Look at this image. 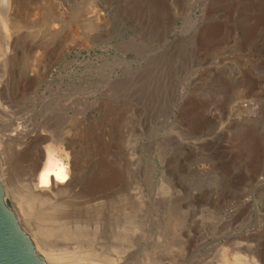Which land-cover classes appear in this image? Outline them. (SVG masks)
<instances>
[{"label": "rangeland", "instance_id": "rangeland-1", "mask_svg": "<svg viewBox=\"0 0 264 264\" xmlns=\"http://www.w3.org/2000/svg\"><path fill=\"white\" fill-rule=\"evenodd\" d=\"M5 14L0 183L52 263L107 264L65 257L78 249L51 233L62 222L110 264H264V0H14ZM35 157L24 189L47 194L28 217L15 171ZM53 158L70 187L37 183Z\"/></svg>", "mask_w": 264, "mask_h": 264}, {"label": "bare ground", "instance_id": "bare-ground-1", "mask_svg": "<svg viewBox=\"0 0 264 264\" xmlns=\"http://www.w3.org/2000/svg\"><path fill=\"white\" fill-rule=\"evenodd\" d=\"M14 2V0H0V20L1 21H6L7 25H9V28L14 29L18 23L17 20L14 21L12 17H8L5 14V8L7 7V5L10 3ZM12 16V15H11ZM57 20V19H55ZM50 22V19L48 21V23ZM6 30V29H5ZM7 36H9L7 34ZM7 41L5 42V44H7V46L11 47L12 44V38L11 36L6 39ZM2 60V59H1ZM68 141V140H67ZM69 147V146H68ZM38 151V150H37ZM36 151V152H37ZM40 154V153H39ZM38 154V155H39ZM36 158V157H35ZM32 161V160H31ZM28 162V161H27ZM71 163V162H70ZM29 164V163H28ZM38 159L36 158L35 160H33L31 162V164H29V172L28 174L25 173V177L22 176L24 175V173H21V171H15L16 172V179L18 181H20V188H22L23 193H19V191H15V198L16 200H20V202H22V206L20 208L21 212H24L25 216H32L35 213H37V211L35 210H31L33 208V206H35L37 204V201L40 200L41 197H43V195H46L47 193L45 191H39L37 192L34 191L33 189H31L30 191L27 190V192H25L26 189H24V187H28L30 188L32 185V181L34 180L32 177L34 176V173L36 172L37 168H38ZM69 169V168H68ZM71 170V167H70ZM27 176V177H26ZM35 178V177H34ZM71 178V177H70ZM72 179V178H71ZM23 180H25L26 182H23ZM4 181V180H3ZM35 181V180H34ZM73 181V180H72ZM6 184L8 185L9 182L8 180L5 181ZM59 183V182H63L64 183V187H70L71 184V180L67 178V173L65 171V167L63 166V164L61 162H59V160L57 158H53L52 160H49L46 164V166L44 167L43 170H41V172H39L38 176H37V183L39 185H43L46 186L50 183ZM85 182V181H84ZM83 182V183H84ZM101 183V181L97 178H93L91 180H89L87 183H85L87 188H94L95 186H98ZM53 185V184H52ZM18 186V185H17ZM58 186V185H57ZM82 186V185H81ZM10 189L12 190V188L10 187ZM52 190V189H51ZM63 190V189H60ZM12 193V194H14ZM49 193V192H48ZM50 194V193H49ZM48 196V195H47ZM46 196V197H47ZM5 198V196H4ZM45 198V196H44ZM6 199V198H5ZM49 199V198H48ZM42 205V204H41ZM18 206V204H17ZM46 206V205H45ZM50 207V206H49ZM57 207V206H56ZM18 208V207H17ZM16 208V209H17ZM26 208V209H25ZM36 209V208H35ZM58 210V209H56ZM18 212V211H17ZM41 212V211H40ZM48 212V211H47ZM18 214V213H17ZM21 214V213H20ZM39 214V213H37ZM44 214V213H43ZM51 214V213H50ZM19 215V214H18ZM36 215V214H35ZM41 215V214H40ZM47 215V214H46ZM43 217V215H41ZM37 217V216H36ZM39 217V215H38ZM24 218V216L22 217ZM25 219V218H24ZM37 219V218H36ZM41 219V217H40ZM22 220V219H21ZM32 220V218H31ZM35 220V219H34ZM33 221V220H32ZM25 222V221H24ZM35 222V221H34ZM38 222V221H37ZM39 223V222H38ZM22 224V223H21ZM26 224V222H25ZM40 224V223H39ZM52 224V223H51ZM56 224V223H55ZM26 226H28V223L26 224ZM35 226V225H34ZM37 226V225H36ZM35 226V227H36ZM29 227V226H28ZM40 230H47L44 229L43 227H36ZM27 229V228H26ZM32 229V228H30ZM50 230V229H49ZM51 233L53 235H55V237H59L63 240V246L66 245L65 248H67L68 246H72L70 244H75V249L77 248L78 250L73 251L72 253H70L69 255H66L65 257H69L71 258L73 261L78 262L80 260H87V261H98L101 263H107L110 264L111 263V253L108 254L106 251L100 249V248H96V246L94 245H90V244H86V245H80V243H77L78 240H81L82 238H84L85 236L91 235L93 234V232L91 231H87V230H82V229H74V228H70L68 227L65 223L63 224L62 222L59 223V225H56L54 227V229L52 228ZM33 238L35 241V245L40 248V252L42 253L44 259L47 262H54L56 261V259H63V256H60L59 258H55L53 257V255L48 251V247L45 243H43L33 232ZM67 241V242H66ZM67 243V244H66ZM73 247V246H72ZM96 249H100L99 251Z\"/></svg>", "mask_w": 264, "mask_h": 264}, {"label": "water", "instance_id": "water-1", "mask_svg": "<svg viewBox=\"0 0 264 264\" xmlns=\"http://www.w3.org/2000/svg\"><path fill=\"white\" fill-rule=\"evenodd\" d=\"M0 264H56L47 262L21 227L4 198L0 183Z\"/></svg>", "mask_w": 264, "mask_h": 264}]
</instances>
